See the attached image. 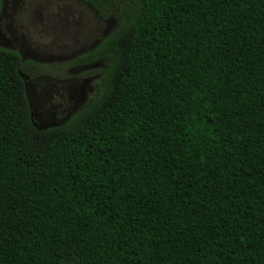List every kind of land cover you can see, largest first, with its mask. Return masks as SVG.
I'll use <instances>...</instances> for the list:
<instances>
[{"label":"trees","instance_id":"1","mask_svg":"<svg viewBox=\"0 0 264 264\" xmlns=\"http://www.w3.org/2000/svg\"><path fill=\"white\" fill-rule=\"evenodd\" d=\"M79 1L115 26L65 123L0 47V264H264V0Z\"/></svg>","mask_w":264,"mask_h":264},{"label":"rangeland","instance_id":"2","mask_svg":"<svg viewBox=\"0 0 264 264\" xmlns=\"http://www.w3.org/2000/svg\"><path fill=\"white\" fill-rule=\"evenodd\" d=\"M114 26L79 0H0V47L36 66L18 69L35 128L61 125L83 107L104 63L74 59Z\"/></svg>","mask_w":264,"mask_h":264}]
</instances>
